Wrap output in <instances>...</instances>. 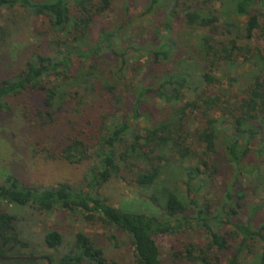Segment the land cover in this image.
Here are the masks:
<instances>
[{
  "label": "trees",
  "instance_id": "1",
  "mask_svg": "<svg viewBox=\"0 0 264 264\" xmlns=\"http://www.w3.org/2000/svg\"><path fill=\"white\" fill-rule=\"evenodd\" d=\"M220 1L147 0L145 14L165 17L161 30L151 43L128 48L122 42L134 21L131 0H123V21L97 29L112 0H0V7L19 6L48 22L46 43L0 81V111H12L9 98L29 94L39 123L60 126L62 141L52 157L90 162L82 186H32L8 174L0 204L70 211L118 230L133 247L127 264H165L156 241L162 235L179 239L172 245L177 264H264V51L253 46L264 40V0H232L224 11L215 6ZM166 20L195 37L183 56ZM6 35L0 23V42ZM130 51L148 55L154 65L175 64L147 84L128 76ZM110 59L117 64L104 70ZM222 65L236 72L228 88L214 74ZM151 99L162 102L160 111L146 108ZM225 171L231 178L223 193L212 194ZM114 179L138 188L156 211L110 203L101 188ZM17 220L0 211V227H13L8 239L25 249ZM45 243L58 251L64 236L48 231ZM43 256L51 264H122L84 232L64 253Z\"/></svg>",
  "mask_w": 264,
  "mask_h": 264
},
{
  "label": "rangeland",
  "instance_id": "2",
  "mask_svg": "<svg viewBox=\"0 0 264 264\" xmlns=\"http://www.w3.org/2000/svg\"><path fill=\"white\" fill-rule=\"evenodd\" d=\"M215 6L222 11L227 10L231 8L232 0L217 2ZM147 7V0H131L130 17L134 18V21L124 34L123 47L148 44L156 37V32L160 29L159 21L165 17H150L144 13ZM123 13V0H112L111 9L106 10L100 18H97L94 29L104 26L107 22L120 23L123 21ZM0 23L7 32L4 40L0 42L1 81L19 71L27 55L40 43H46L45 31L48 29V22L44 16H32L17 6L13 9L0 7ZM170 24L173 25V32H175L170 35L173 40L179 42V49L182 51L178 56H183L184 48L192 46L195 37L182 28L181 23L174 25L171 22ZM162 42L163 40L158 41L155 46H160ZM253 46H260L264 51V40H253ZM128 57L132 63L128 76L131 79L144 80L147 84L151 83L154 74H162L175 64L170 62L161 66L154 65L148 55H142L138 51H130ZM116 64L117 62L110 59L104 63L103 68L104 70L110 67L112 69ZM245 70L246 67L238 69L241 74ZM214 74L222 79L223 86L228 88L229 76H235L236 72L232 70L229 73L227 67L222 65L221 68L215 70ZM9 102L12 111H0V184L8 174L12 173L32 186L54 185L59 182L82 186L90 162L73 164L59 157H52L59 152L57 149L60 148L59 143L62 141L56 135L60 126L41 125L33 113L35 99L27 93L9 98ZM146 108L160 111L162 102L158 99H151L146 103ZM230 178L231 175L227 171L220 174L217 185L213 184L214 187L212 185L211 193L221 195L224 183ZM179 188L182 191L185 190L183 184H180ZM101 192L116 207L147 213L156 211L149 204L146 195L125 180L114 179L104 185ZM248 199H254V196L249 194ZM0 211H8L17 215L16 230L20 231L21 238L29 244L28 248L16 249V253L36 255L35 257L46 253L59 255L68 249L77 233L84 232L107 252L109 259H115L122 264H127L132 260L133 247L124 234L109 227L105 228L102 223L87 221L83 216L70 211L46 213L28 206L8 205L5 202L0 204ZM51 230H58L64 236V246L58 251L49 249L45 243V235ZM111 235H115L116 238H110ZM190 237L196 240L201 238L195 233ZM156 241L161 248L165 264H177L172 257V245H179V239L170 235H162L157 236ZM1 263L3 262L0 261ZM22 263L16 262V264ZM28 263L47 264L48 262L46 259H41L35 263Z\"/></svg>",
  "mask_w": 264,
  "mask_h": 264
},
{
  "label": "flooded vegetation",
  "instance_id": "3",
  "mask_svg": "<svg viewBox=\"0 0 264 264\" xmlns=\"http://www.w3.org/2000/svg\"><path fill=\"white\" fill-rule=\"evenodd\" d=\"M13 227L10 226H2L0 227V261H2L3 263L1 264H6V263H10V264H16V262H19V260H25V261H38V260H27V259H6V258H17V257H35L34 256H28L25 255L23 253H16V249L18 248H23V246L21 244H16L13 241H10L8 239V235L9 232L13 231ZM1 249H3L2 251H4V254L1 252ZM41 259H46L47 260V264H51L49 259H47V257L39 256ZM39 259V260H41ZM23 264V263H22ZM24 264H29L28 262H25Z\"/></svg>",
  "mask_w": 264,
  "mask_h": 264
},
{
  "label": "water",
  "instance_id": "4",
  "mask_svg": "<svg viewBox=\"0 0 264 264\" xmlns=\"http://www.w3.org/2000/svg\"><path fill=\"white\" fill-rule=\"evenodd\" d=\"M6 259H27V260H39L40 257H17V258H6Z\"/></svg>",
  "mask_w": 264,
  "mask_h": 264
}]
</instances>
